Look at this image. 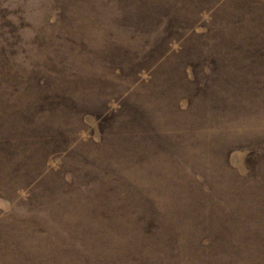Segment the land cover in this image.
<instances>
[{
	"label": "rangeland",
	"instance_id": "374dc122",
	"mask_svg": "<svg viewBox=\"0 0 264 264\" xmlns=\"http://www.w3.org/2000/svg\"><path fill=\"white\" fill-rule=\"evenodd\" d=\"M0 264H264V0H0Z\"/></svg>",
	"mask_w": 264,
	"mask_h": 264
}]
</instances>
